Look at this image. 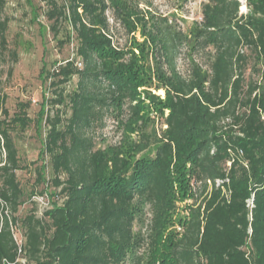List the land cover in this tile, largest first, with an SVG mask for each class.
Returning <instances> with one entry per match:
<instances>
[{"label":"trees","instance_id":"16d2710c","mask_svg":"<svg viewBox=\"0 0 264 264\" xmlns=\"http://www.w3.org/2000/svg\"><path fill=\"white\" fill-rule=\"evenodd\" d=\"M41 1L53 35L70 26L75 58L54 66V97L40 103L34 119L29 102L9 112L0 70V264H19L21 257L23 264H143L138 248L144 236L134 226L142 223L145 207L152 238L176 194L188 189L193 202L182 232L166 243L163 264H264V86L245 87L243 76L246 48L264 81V0H243L246 13L239 12V0H204L190 37L211 48L209 72L184 78L160 70L164 100L148 92L142 97L138 88L145 80L135 54L113 44L106 11L115 6L126 21L132 12L128 0ZM4 4L0 0V11ZM6 28L0 20V56L8 51ZM69 40L67 35L59 44ZM8 54L16 62V52ZM74 76L75 88L64 94ZM145 100L160 120L154 142L142 138L131 152L95 147L90 131L105 115L124 113L126 126L141 125L149 110ZM42 119L58 190L39 215L30 199L29 213L20 218L26 196L17 172L26 166L12 133ZM151 145V154L131 159ZM19 222L22 240L13 232Z\"/></svg>","mask_w":264,"mask_h":264},{"label":"rangeland","instance_id":"374dc122","mask_svg":"<svg viewBox=\"0 0 264 264\" xmlns=\"http://www.w3.org/2000/svg\"><path fill=\"white\" fill-rule=\"evenodd\" d=\"M128 1L125 2L132 12L126 13L130 14L129 17L126 16V21L118 15L120 9L115 6L109 7L106 18L113 44L132 51L136 56L137 69L145 80L138 88L143 98L144 92H148L160 100L165 99V88L156 77L160 70L166 74L178 73L184 78L209 72L211 48L195 44L190 37L191 31L198 27L201 21V6L204 0ZM239 1L242 4L239 12L246 13L247 7L244 1ZM45 8L46 5L41 0H5L0 11V20H5L7 23L5 36L8 51L0 56L3 92L7 95L6 106L11 113L18 102H29L27 112L33 119L41 107L40 103L54 97L53 87L50 84L54 66L75 58L76 51V40L73 38L70 26L64 24L59 33L53 35L49 28L50 23L43 16ZM67 35L70 36L69 42L61 46L59 42L65 41ZM150 38L157 43L151 42ZM160 38L168 42L169 49L161 46ZM12 50L16 52V62H11L8 54ZM243 50L249 55L243 72L245 87L249 82H257L260 86H264V81L256 72L258 67L256 61L248 49L243 48ZM76 64L81 68V61L78 58ZM10 66L12 70L8 74ZM76 81L77 78L74 76L64 85V94L75 88ZM145 104L149 105V110L147 120L141 125L126 126L124 113L119 117L115 111L105 115L102 125L90 131L94 137L95 147L119 146L131 152V144L140 142L142 138L154 142L160 132V120L156 107L148 100H145ZM43 109L49 110L50 105H43ZM66 112L64 116L68 117L69 110L66 109ZM46 132L47 127L42 119L37 126L31 123L24 131L17 128L12 133L20 161L26 166L24 170L17 172L26 196V201L18 212L20 218L29 213L32 206L30 199L37 202V215H39L43 208L52 204L58 190L53 185L51 161L45 152ZM154 146L151 145L136 156L132 155L131 159L151 154ZM39 172L42 174L41 182L37 181ZM62 177L63 175L60 176ZM33 194L37 195L33 196ZM192 202L189 189L184 195L177 193L173 208L164 215L152 238L147 236L148 233L153 232L150 227L151 213L149 208L145 207L142 223L138 222L134 226V230H139L144 236V242L138 248L143 264H163L160 260L165 254L166 243L182 232ZM23 231L20 222L13 227L17 239H21L20 235ZM24 260L21 257L18 263L23 264Z\"/></svg>","mask_w":264,"mask_h":264},{"label":"built area","instance_id":"2783aa9c","mask_svg":"<svg viewBox=\"0 0 264 264\" xmlns=\"http://www.w3.org/2000/svg\"><path fill=\"white\" fill-rule=\"evenodd\" d=\"M249 204H251V202H249ZM51 206V205H50ZM50 206H46L45 208H49ZM45 208H43V209H45Z\"/></svg>","mask_w":264,"mask_h":264}]
</instances>
